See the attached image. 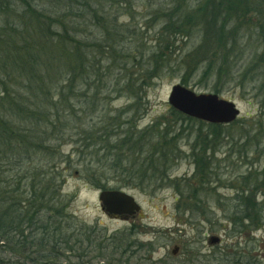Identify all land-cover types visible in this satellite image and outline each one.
Returning a JSON list of instances; mask_svg holds the SVG:
<instances>
[{"label":"rangeland","instance_id":"obj_1","mask_svg":"<svg viewBox=\"0 0 264 264\" xmlns=\"http://www.w3.org/2000/svg\"><path fill=\"white\" fill-rule=\"evenodd\" d=\"M80 1L74 8L93 10L75 19L81 23L76 40L82 39L79 32L85 44L89 40L95 62L87 95L98 86L101 104L96 111L90 105L76 108L65 130L66 209L77 221L110 234L132 230L134 256L127 262V253L119 264H224L228 258L264 264V0ZM78 84L81 94L86 84ZM177 84L233 101L240 115L228 124L179 118L168 101ZM87 129L94 131L92 139ZM125 138L162 146L168 157L144 165L158 176L168 167V178L146 175L125 187L124 177L110 169L106 190L121 185L141 206L136 215L111 217L85 169L95 163L93 149L102 157L98 166L110 168L114 147L123 148L118 144ZM123 156L127 163L132 154L127 150ZM132 157L142 165L141 155ZM99 234L97 241L104 238ZM89 252L84 246L66 253L59 264H111ZM16 260L21 261L18 255L0 250V264Z\"/></svg>","mask_w":264,"mask_h":264},{"label":"trees","instance_id":"obj_2","mask_svg":"<svg viewBox=\"0 0 264 264\" xmlns=\"http://www.w3.org/2000/svg\"><path fill=\"white\" fill-rule=\"evenodd\" d=\"M76 1L81 3L0 0V250L18 255L21 261L16 260V264H59L63 255L84 246L90 248L89 253H97L94 257H108L111 264H119L127 253L129 262L134 256L132 248L137 246L132 230L110 234L105 228L77 221L66 209L61 193L69 170L61 164H67L69 158L62 150V140L69 134L65 130L71 125L70 117L77 113L76 108L85 111L90 105L96 111L101 104L98 86L90 97L87 95L94 85V81L86 84L89 73L95 71V62L89 58L91 44L89 40L88 46L85 44L80 32L82 39L76 40L79 35L75 27L81 23L75 19H85L93 10L74 8ZM46 2L48 7L37 8L38 3ZM78 80L86 84L81 94ZM172 111L179 118L185 117L174 108ZM84 134L92 139L95 133L87 129ZM118 145L124 147H114L116 154L110 168L98 166L102 162L99 151L89 152L95 162V166L90 164L85 169L90 184L108 189L103 181L110 169L124 177L125 187L143 182L146 175L153 180L160 177L161 182L168 178L166 166L159 176L149 174V167H145L155 166L159 156L168 157L162 146L140 138H125ZM99 149L104 147L100 145ZM127 150L132 156L141 155L142 165L132 156L124 162ZM152 186L153 190L157 187ZM256 218L250 221L256 222ZM98 232L104 235L101 241H97ZM109 248L113 250H106ZM224 264L241 263L228 258Z\"/></svg>","mask_w":264,"mask_h":264},{"label":"water","instance_id":"obj_3","mask_svg":"<svg viewBox=\"0 0 264 264\" xmlns=\"http://www.w3.org/2000/svg\"><path fill=\"white\" fill-rule=\"evenodd\" d=\"M168 101L185 115L215 124L231 123L240 115V110L233 101L222 99L214 93H196L181 84L172 87ZM99 199L102 208L111 217H129L141 210L134 196L125 190H102ZM210 241L216 243L218 238L213 237Z\"/></svg>","mask_w":264,"mask_h":264}]
</instances>
